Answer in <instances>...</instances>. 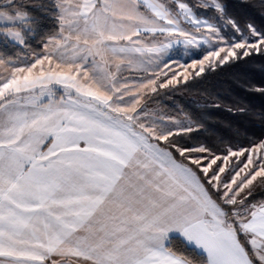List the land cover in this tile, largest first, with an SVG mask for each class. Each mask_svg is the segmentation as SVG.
I'll list each match as a JSON object with an SVG mask.
<instances>
[{"label":"snow or ice","instance_id":"1","mask_svg":"<svg viewBox=\"0 0 264 264\" xmlns=\"http://www.w3.org/2000/svg\"><path fill=\"white\" fill-rule=\"evenodd\" d=\"M197 6L214 15L0 0V44L25 53L0 52V264H264V140L217 155L148 105L206 61L264 55V30L221 0ZM210 41L193 72L173 63L174 46Z\"/></svg>","mask_w":264,"mask_h":264},{"label":"trees","instance_id":"2","mask_svg":"<svg viewBox=\"0 0 264 264\" xmlns=\"http://www.w3.org/2000/svg\"><path fill=\"white\" fill-rule=\"evenodd\" d=\"M32 2L38 4L40 0ZM221 2L241 27L252 24L264 30V0ZM41 25L42 32L50 28L47 20ZM36 43L32 42L33 48ZM5 51L25 55L10 44L6 49L0 44V52ZM148 104L159 106L169 116H185L193 121L195 127L183 136L184 144L205 145L220 155L230 147H249L264 140V55L254 53L214 69L207 66L200 76L192 75L187 82L161 89ZM261 195L264 193H258L257 199Z\"/></svg>","mask_w":264,"mask_h":264},{"label":"rangeland","instance_id":"3","mask_svg":"<svg viewBox=\"0 0 264 264\" xmlns=\"http://www.w3.org/2000/svg\"><path fill=\"white\" fill-rule=\"evenodd\" d=\"M187 2L190 5H192L194 11H196L201 16L207 15L208 18H211L214 15V12L212 10H207L205 12L204 9L199 8L197 6L198 0H187ZM210 14H212V15H210ZM230 33H231V29L225 30V34L230 35ZM217 43L218 42H216V41H210L208 43L202 44L198 48L197 47L185 48V46H183V45L174 46V48L172 49L173 63L185 65L186 67H188L189 73H191L194 71L190 67L191 63L193 61H198V60L202 59L203 56L206 55L208 51L213 50V48L216 46ZM207 66H208V62L206 61L205 62V68ZM174 70L177 72L182 71V69L179 67H175ZM0 71H2V70H0ZM169 75H171V73H169ZM191 76L192 75L190 74L189 77H191ZM180 81H183L182 77H180ZM142 103H143V101H142ZM148 105H149L150 109H156V110L163 112L162 109L157 105H151V104H148ZM172 118L176 121V124L174 125V127L178 128L181 126H189V125L192 126L193 128L195 127L193 121H191L188 117L182 116V117H172ZM217 155H220V154H217ZM223 155H225V154H221V156H223ZM232 159L233 158H230V161Z\"/></svg>","mask_w":264,"mask_h":264}]
</instances>
